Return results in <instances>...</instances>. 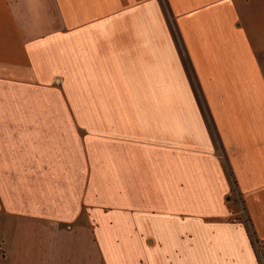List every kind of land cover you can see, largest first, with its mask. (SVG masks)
<instances>
[{
	"label": "crops",
	"instance_id": "1",
	"mask_svg": "<svg viewBox=\"0 0 264 264\" xmlns=\"http://www.w3.org/2000/svg\"><path fill=\"white\" fill-rule=\"evenodd\" d=\"M151 1L0 0V92L15 77L44 88L45 56L64 44L75 53L92 46L103 86L92 107L102 109L101 118L89 102L77 150L47 139L44 148L31 146L25 124L56 119L0 121V238L12 245L0 264H264V60L256 55L264 53V0H236L242 47L225 57L215 47L222 0H172L185 13L189 69L181 40H158L155 21L141 19ZM95 133L113 147L103 144L100 165L87 147ZM224 155L244 198V220L229 200L234 181ZM84 172L88 180L79 181ZM103 178L113 200L95 191L94 180ZM84 204L85 225L56 224L77 221ZM77 236L87 243L80 257Z\"/></svg>",
	"mask_w": 264,
	"mask_h": 264
},
{
	"label": "rangeland",
	"instance_id": "2",
	"mask_svg": "<svg viewBox=\"0 0 264 264\" xmlns=\"http://www.w3.org/2000/svg\"><path fill=\"white\" fill-rule=\"evenodd\" d=\"M171 3L172 0H157L156 3L154 0H152L151 2H147V5L142 6L141 19L143 21H148L150 19L155 21V24H157V31L155 28H152L151 30L154 32V35L157 34L158 40L172 39L174 42L175 38H178L179 41L181 39L184 40L185 38V13H176L173 10ZM238 4L243 5L244 2H239ZM230 6L234 8V12L231 11ZM177 7L180 8L181 4H178ZM136 16L138 15L136 14ZM220 21V38L216 40V51L221 53L223 57L228 56V53L230 52H241L240 49L242 46L240 44V38L242 35L239 29L244 30L243 14L237 10L236 0H222ZM146 31V34H149V29ZM235 39H238V44L235 43ZM181 43V52L184 54V57H182L183 64L187 67V69H189V63L185 61V46L182 40ZM91 47V45L87 44L86 53V45L78 46L76 47L78 49V53H75L73 52L75 47L71 48L70 45L64 44L61 46V51L59 54L54 55L49 54L51 51L48 52L45 56L47 65L44 72L46 75L43 78H39V83L41 85H45L44 88H42V86L38 87L34 85L33 82L35 80H32L31 78L15 77L13 84H4L3 90L0 92V121L10 118L22 120V117H43L56 119L59 124L52 126H40L32 123L25 124L24 129L26 134H29L28 136L31 140V146L44 148L47 139L59 142L61 149L68 148L71 151L77 150L76 144L80 141V138L81 140L85 141L89 114V102L91 109L90 113L91 115L93 113L95 119L100 120L102 113V109L92 110L93 104L96 105V103L102 98L101 89L103 86L100 82L101 76L98 73L97 67H95L96 62L93 59V55L90 53ZM178 51L179 45L177 52ZM181 52L179 51L178 53L181 54ZM54 53H58L57 47L54 48ZM258 53L261 52H257L256 55H258ZM259 61L261 62V60ZM96 73H98V75ZM192 73L193 74H191L192 76L190 79L193 82V87H195L197 76L194 74V72ZM90 74L92 76H90ZM91 79L93 80V87L96 89L94 92L88 91V89H92L91 83H88V81ZM205 113L206 122L211 132L210 134L213 143L215 144L216 149L221 151L223 154L224 146L219 132L213 123V118L212 116H209L208 109L206 111V108ZM66 119L75 121L77 126H74L73 124H65ZM90 119H92L91 116ZM19 127L20 130L18 133L16 132L18 134L17 138L19 141H22L23 130L21 129L22 126ZM75 127L77 129L79 128V138H77ZM93 127H97V125ZM37 128L40 129L41 134L44 137L41 142V146H38L36 141L37 134H39L38 131H36ZM88 129L91 131L90 127H88ZM93 137V141L87 143V147L92 151L91 154L94 155V164L100 165L102 164L103 159V144H109L111 148L113 147L108 141H102V135L100 133L93 134ZM77 154L78 157L84 158L81 156L80 152ZM107 158L108 157H106V159ZM112 158L114 159V163H116L118 158ZM112 158H109L110 162L112 161ZM223 160L226 162V169L229 170L232 182L234 181L232 184L231 193L229 194V200H235L239 208L241 217L240 219L244 220L247 216L244 209V198L241 192H239V190H237L235 187L236 184L234 175L232 173L231 167L228 166L229 161L226 155L223 156ZM114 174L116 175V173ZM79 178V181H82V178L83 181H87L88 173L84 172L79 174ZM94 184L97 185L95 187V191L98 189H103L104 197L106 199L112 198L113 200L115 197L114 195L105 196L109 188L105 178H103L100 182L99 179H95ZM94 199L96 200L97 198L95 197ZM84 216L85 204L83 205V211L79 215L77 221L72 223L57 222L56 224L60 226L61 229H75L82 224H86ZM76 238L78 245V256L80 257L82 248L85 249L87 243L85 238H81L80 236H77ZM3 240L4 239L0 238V256L5 260L7 252L11 251L12 245H9L7 241Z\"/></svg>",
	"mask_w": 264,
	"mask_h": 264
},
{
	"label": "snow or ice",
	"instance_id": "3",
	"mask_svg": "<svg viewBox=\"0 0 264 264\" xmlns=\"http://www.w3.org/2000/svg\"><path fill=\"white\" fill-rule=\"evenodd\" d=\"M257 59L258 60H264V53H258Z\"/></svg>",
	"mask_w": 264,
	"mask_h": 264
}]
</instances>
